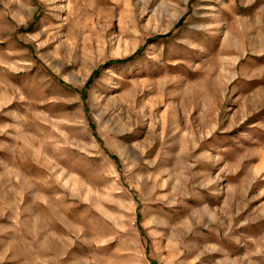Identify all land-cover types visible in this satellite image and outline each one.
<instances>
[{
	"label": "rangeland",
	"instance_id": "rangeland-1",
	"mask_svg": "<svg viewBox=\"0 0 264 264\" xmlns=\"http://www.w3.org/2000/svg\"><path fill=\"white\" fill-rule=\"evenodd\" d=\"M0 264H264V0H0Z\"/></svg>",
	"mask_w": 264,
	"mask_h": 264
},
{
	"label": "trees",
	"instance_id": "trees-1",
	"mask_svg": "<svg viewBox=\"0 0 264 264\" xmlns=\"http://www.w3.org/2000/svg\"><path fill=\"white\" fill-rule=\"evenodd\" d=\"M126 61H128V60H124V63H125Z\"/></svg>",
	"mask_w": 264,
	"mask_h": 264
}]
</instances>
